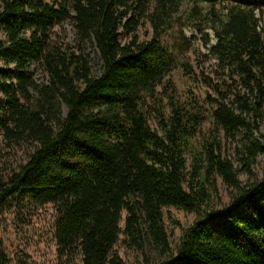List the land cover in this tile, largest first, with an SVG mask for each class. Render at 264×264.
I'll return each mask as SVG.
<instances>
[{"label": "trees", "instance_id": "obj_1", "mask_svg": "<svg viewBox=\"0 0 264 264\" xmlns=\"http://www.w3.org/2000/svg\"><path fill=\"white\" fill-rule=\"evenodd\" d=\"M263 14L264 0H0V135L31 151L0 180V209L52 206L57 252L81 264H126L120 241L143 264H155L148 250L158 264H264V178L242 186L218 141L236 144L248 172L264 156ZM199 25L212 29L216 74L204 99L182 48ZM217 176L233 191L222 208L210 203ZM166 207L196 216L176 251ZM0 264L32 262L0 236Z\"/></svg>", "mask_w": 264, "mask_h": 264}, {"label": "rangeland", "instance_id": "obj_2", "mask_svg": "<svg viewBox=\"0 0 264 264\" xmlns=\"http://www.w3.org/2000/svg\"><path fill=\"white\" fill-rule=\"evenodd\" d=\"M261 27L264 32V14L262 16ZM203 26H191L184 30L187 39L182 48L190 49L188 52L191 65L198 76V85L194 93L204 99L207 93L215 97L212 89L209 86L205 77H210L215 80V62L213 59L204 57L207 54V45L205 44L207 38L205 33L209 34L212 38V29L207 27L204 32L201 30ZM68 34V40L73 42L71 25L64 26ZM138 36L140 40L149 38L152 35V28L149 23H144L138 28ZM123 43H128L130 39L124 34L122 36ZM195 52V54L193 53ZM91 54V67L94 75H99L101 72V63L94 47L89 48ZM37 79L40 82H46L47 77L41 71L34 69ZM178 85L182 90L186 87V79L181 74H175ZM216 81V80H215ZM66 113L64 109V114ZM264 116V103L262 107ZM152 128L156 129L155 123L151 124ZM211 127L208 123L205 126L204 136L207 134V129ZM261 132L257 134L259 137L264 135V120L261 125ZM199 138H203L202 136ZM210 140L211 137H205ZM221 141L223 148V155L228 157L229 160L238 169V178L242 186H247L254 181L264 178V156H260L258 163L252 167V172L246 171V163L242 160V156L237 150L236 144L231 140H226L224 137H218ZM30 149L23 148H8L0 135V180L6 179L11 173L16 170L20 165L25 164ZM188 170H190L191 157L187 158ZM215 190L212 192L210 203L214 208H222L228 205L233 196V191L229 189L220 177H216ZM207 188L212 189V186L206 185ZM164 221L167 232L170 237L172 249L176 251L180 239L184 231L189 228L195 221L196 216L194 213L185 212L175 207H166L163 210ZM126 212L123 213V219L126 218ZM56 213L52 206H46L36 209H31L26 203L19 201H12L10 204L5 205L0 209V236L6 243L10 252L14 254L25 253L29 255L32 264H81L79 257L69 258L59 255L57 252L56 243L54 240V226H55ZM124 222L121 223V226ZM115 251L122 258L126 264H143V254L140 252L132 251L120 241L115 247ZM147 255L155 264L160 263L162 260L157 253L153 250H148Z\"/></svg>", "mask_w": 264, "mask_h": 264}]
</instances>
